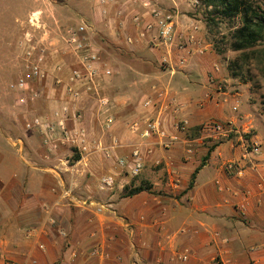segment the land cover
<instances>
[{"label": "crops", "instance_id": "obj_1", "mask_svg": "<svg viewBox=\"0 0 264 264\" xmlns=\"http://www.w3.org/2000/svg\"><path fill=\"white\" fill-rule=\"evenodd\" d=\"M145 1L175 15L177 30L194 36L190 47L153 42L157 28L141 38L133 17L146 13ZM52 2L57 25L86 24L92 40L91 33L101 34L103 63L113 71L101 93L114 102L115 121L105 131V115L87 99L82 126L91 153L64 144L49 149L33 134L41 138L40 161L28 154L25 140L0 135L5 147L19 148V158L0 149V264H264V167L253 171L233 146H216L201 166L208 154L202 136L190 139L177 130L182 121L193 129L243 119L226 112L237 94L218 85L222 69L200 9L192 0H114L103 7L98 0ZM191 24L198 30H189ZM147 99L153 107L144 106ZM146 119H159L168 139L180 141L166 150L130 130ZM136 150L144 165L134 176ZM120 159L129 164L120 166ZM229 161L245 165L244 176L227 173ZM108 178L112 185L103 183ZM136 188L143 191L127 196Z\"/></svg>", "mask_w": 264, "mask_h": 264}, {"label": "built area", "instance_id": "obj_2", "mask_svg": "<svg viewBox=\"0 0 264 264\" xmlns=\"http://www.w3.org/2000/svg\"><path fill=\"white\" fill-rule=\"evenodd\" d=\"M113 1L98 0V4L103 7ZM192 2L195 8H200L199 0H192ZM144 7L146 8L144 15L133 17L136 26L140 28L141 38H146L153 29L157 28L152 38L153 42L169 47L176 45L179 49L190 47L194 36L187 37L177 30L173 13L147 1L144 2ZM102 12L105 13L104 10ZM146 16L150 17L152 22H144ZM28 24L34 34L23 32L22 40L19 42L22 73L10 84V90L18 95L17 103L22 106H35L43 99H47L52 106L48 115L28 119L25 125L26 130L39 135L49 149H56L61 143L75 148L80 155H89L92 145L88 130L82 126L83 103L87 99L96 100L100 113L105 115L103 129L106 131L111 128L115 121L111 110L115 104L101 93V85L105 78L113 75V71L103 63L102 51L90 38L89 27L86 24L73 23L65 26L56 24L57 38H54L56 42L54 49L50 47L53 45H47L44 41L49 29L48 25L42 22L40 10L34 9L30 12ZM189 30L197 31L198 27L191 24ZM35 35L42 37L37 38ZM126 40L128 44L133 43L130 37ZM167 63V59L163 58L162 64ZM143 104L145 107L154 106L151 99L145 100ZM233 110L237 111L238 106L235 105ZM188 124L187 121L180 122L177 130L187 136L190 130ZM129 128L133 133L141 132L142 137L147 140L156 138L158 144L166 150L173 148L180 141L176 135L168 139L159 119L135 121ZM202 138L216 142L237 139L241 142L243 159L251 164V169L257 171L259 167H264V161L259 159L261 155L259 143H248L240 130L230 121L205 123L202 127ZM95 148L104 151L99 144ZM106 156L110 157L107 154ZM131 158L134 167L130 168V171L136 176L143 168V158L139 150L134 151ZM118 164L125 167L129 164V160L120 159ZM224 167L227 173L238 177L244 176L245 165L238 161H229ZM113 182L112 178L103 180L106 185H112ZM259 185L264 186V181ZM51 223L55 222L51 220ZM31 232L32 230L29 231ZM186 259V257L183 258V260Z\"/></svg>", "mask_w": 264, "mask_h": 264}, {"label": "rangeland", "instance_id": "obj_3", "mask_svg": "<svg viewBox=\"0 0 264 264\" xmlns=\"http://www.w3.org/2000/svg\"><path fill=\"white\" fill-rule=\"evenodd\" d=\"M53 4L52 0H0V135L11 134L14 138L19 137L25 140L26 151L38 161H40L39 154L43 152L39 142L41 138L37 140L36 135L27 131L25 125L26 121L34 116L48 115L51 110L50 102L43 99L38 101L35 106H22L17 103L18 95L11 92L10 84L22 73L19 42L22 40L23 32L34 34L28 24L30 9L40 10L42 22L46 23L49 29L44 41L47 45H53L50 46L51 49L56 46L54 38H57L55 23L57 20L54 18L56 13H53L51 8ZM57 4L60 3L57 1ZM91 4H93L92 0ZM260 5L264 9V0ZM199 9L201 20L205 23L204 9ZM239 25L238 18L233 21L223 20L209 32L216 62L222 69L221 79L223 80L218 85L222 86L223 91L231 92L233 95L237 94L226 103V112L228 115L240 114L243 117L241 122L235 124V127L240 130L248 143L258 142L261 146V154L264 155V59L252 57L248 62H244L240 60L239 52L231 50L230 31ZM91 34L94 41L100 44V41L103 40L101 34L98 32ZM35 36L42 37L41 35ZM236 61H238L239 67L235 64ZM200 80L204 85V80L201 78ZM224 80H227V83ZM234 105L238 106L237 111L233 110ZM185 137L187 136L185 135ZM203 145L207 152L216 146L224 148L233 146V149H242L241 142L237 139L219 142L205 139ZM9 148L13 151L12 155L19 158L16 153L18 147L13 148L10 145L5 147L0 140V149L6 156L11 154ZM69 148L74 149L71 146ZM74 155L72 154V157Z\"/></svg>", "mask_w": 264, "mask_h": 264}, {"label": "trees", "instance_id": "obj_4", "mask_svg": "<svg viewBox=\"0 0 264 264\" xmlns=\"http://www.w3.org/2000/svg\"><path fill=\"white\" fill-rule=\"evenodd\" d=\"M201 9H204L206 27L211 32L223 20H240V25L231 29L229 41L231 50L239 52L240 60L248 62L252 57L264 59V9L260 3L262 0H199ZM103 40L100 41V43ZM239 67L238 61L235 62ZM202 127L190 129L187 137L192 139L202 134ZM215 147L209 149L207 156L202 161L203 166L208 155ZM80 158L79 156L77 157ZM195 180L193 174L189 189L192 188ZM143 189L136 188L130 191L127 196H133L142 192Z\"/></svg>", "mask_w": 264, "mask_h": 264}]
</instances>
